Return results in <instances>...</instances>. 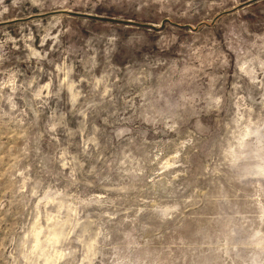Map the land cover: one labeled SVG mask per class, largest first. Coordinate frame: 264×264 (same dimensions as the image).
<instances>
[{
  "label": "rangeland",
  "instance_id": "rangeland-1",
  "mask_svg": "<svg viewBox=\"0 0 264 264\" xmlns=\"http://www.w3.org/2000/svg\"><path fill=\"white\" fill-rule=\"evenodd\" d=\"M0 264H264V0H0Z\"/></svg>",
  "mask_w": 264,
  "mask_h": 264
}]
</instances>
